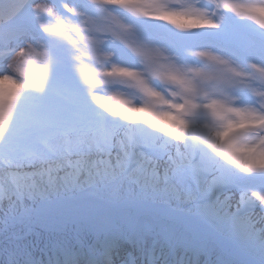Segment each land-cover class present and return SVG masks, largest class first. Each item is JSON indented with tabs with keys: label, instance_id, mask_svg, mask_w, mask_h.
Returning a JSON list of instances; mask_svg holds the SVG:
<instances>
[{
	"label": "snow or ice",
	"instance_id": "1",
	"mask_svg": "<svg viewBox=\"0 0 264 264\" xmlns=\"http://www.w3.org/2000/svg\"><path fill=\"white\" fill-rule=\"evenodd\" d=\"M0 264H264V0H0Z\"/></svg>",
	"mask_w": 264,
	"mask_h": 264
}]
</instances>
